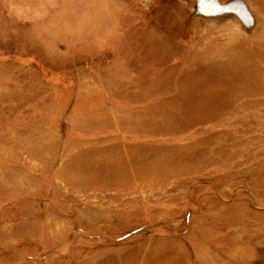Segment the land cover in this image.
<instances>
[{"label":"rangeland","instance_id":"1","mask_svg":"<svg viewBox=\"0 0 264 264\" xmlns=\"http://www.w3.org/2000/svg\"><path fill=\"white\" fill-rule=\"evenodd\" d=\"M130 2L0 0V264H264V87L156 93Z\"/></svg>","mask_w":264,"mask_h":264},{"label":"bare ground","instance_id":"2","mask_svg":"<svg viewBox=\"0 0 264 264\" xmlns=\"http://www.w3.org/2000/svg\"><path fill=\"white\" fill-rule=\"evenodd\" d=\"M132 3L120 19L127 27L124 56L138 70L139 82L156 93L172 95L180 107L196 105V99L214 106L227 95L264 87V0Z\"/></svg>","mask_w":264,"mask_h":264}]
</instances>
